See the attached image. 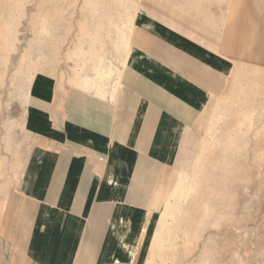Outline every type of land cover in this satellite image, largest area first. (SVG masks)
Instances as JSON below:
<instances>
[{
	"label": "crops",
	"instance_id": "0c3cea01",
	"mask_svg": "<svg viewBox=\"0 0 264 264\" xmlns=\"http://www.w3.org/2000/svg\"><path fill=\"white\" fill-rule=\"evenodd\" d=\"M143 9L114 94L96 79L99 54L34 79L26 139L0 184V264L142 259L170 161L227 76L204 44Z\"/></svg>",
	"mask_w": 264,
	"mask_h": 264
},
{
	"label": "rangeland",
	"instance_id": "374dc122",
	"mask_svg": "<svg viewBox=\"0 0 264 264\" xmlns=\"http://www.w3.org/2000/svg\"><path fill=\"white\" fill-rule=\"evenodd\" d=\"M145 7L224 60L227 76L170 161L138 264H264V0H0V184L26 139L34 79L99 54L96 79L114 94Z\"/></svg>",
	"mask_w": 264,
	"mask_h": 264
}]
</instances>
